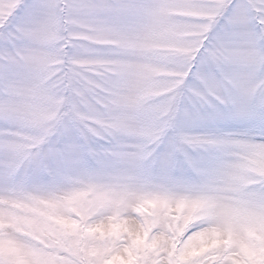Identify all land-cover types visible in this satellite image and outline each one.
Wrapping results in <instances>:
<instances>
[{
	"label": "snow or ice",
	"instance_id": "1",
	"mask_svg": "<svg viewBox=\"0 0 264 264\" xmlns=\"http://www.w3.org/2000/svg\"><path fill=\"white\" fill-rule=\"evenodd\" d=\"M0 264H264V0H0Z\"/></svg>",
	"mask_w": 264,
	"mask_h": 264
}]
</instances>
